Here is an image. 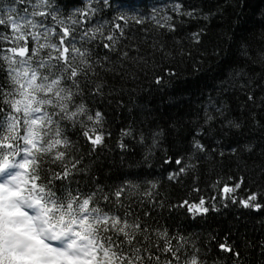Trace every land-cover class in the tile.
I'll return each instance as SVG.
<instances>
[{"label": "snow or ice", "instance_id": "obj_1", "mask_svg": "<svg viewBox=\"0 0 264 264\" xmlns=\"http://www.w3.org/2000/svg\"><path fill=\"white\" fill-rule=\"evenodd\" d=\"M139 5L140 0H0V26L4 29L0 31V264H245L244 249L254 247L264 258V239L255 245L245 240L241 248L235 240L229 242L231 230L220 240L209 233L204 251L198 246V236L179 230L170 234L167 228L154 227L145 219L149 210L143 211L142 218L131 207L132 197L140 189L138 182L124 179L109 185L83 164L79 141L69 133L82 136L89 153L103 147L105 135L110 133L103 130L104 114L94 105L123 93L125 84L157 67L158 58L173 57L163 39L149 43L147 37L129 35L132 25L150 20L162 37L176 32L184 22L181 16L202 15L207 20L212 15L197 9L182 11L179 3L170 12L157 6L145 12ZM205 33L203 27L190 35L199 43ZM175 42L179 44V40ZM221 43L218 54L226 56L235 44L243 63L236 60L225 66L221 83L226 86L218 91H229L227 85L238 86L246 102L259 107L253 85H264V45L253 47L246 39L228 33ZM179 54L183 55V49ZM168 75L175 72L169 69ZM162 80L154 77L157 85ZM260 100L264 102V96ZM227 110L226 99L215 109L217 115L205 110L203 124L191 141L192 150L175 158V164L181 166L168 174L170 181L197 171L198 153L208 152L197 138L205 125L209 132L215 131L212 123L218 120L224 134L242 128L243 121L229 118ZM251 115L259 125L255 113ZM121 135L131 132L122 130ZM163 136V128L151 132L144 162ZM144 140L142 133L140 142ZM119 146L127 147L122 142ZM254 150L255 145L249 143L230 152L240 157ZM218 154L225 155L223 151ZM172 161L166 154L165 163ZM240 163L238 160V168ZM51 165H57L59 171ZM243 166L248 167L247 161ZM260 170L264 173V166ZM82 174L91 180L90 184L85 181L86 191L77 179ZM228 180L233 181L231 185L222 179L212 185L223 207H228L229 200L237 203L236 193L244 177L229 176ZM146 183L150 189L157 187L155 181ZM150 189L143 192L148 203L162 207L163 202L154 201ZM257 197V192H251L238 203L259 211L264 205ZM170 207L186 208L193 216L219 211L215 196L207 206L201 196L198 202L184 199ZM211 241L217 242L222 257L201 259V254L207 257L211 251Z\"/></svg>", "mask_w": 264, "mask_h": 264}, {"label": "trees", "instance_id": "obj_2", "mask_svg": "<svg viewBox=\"0 0 264 264\" xmlns=\"http://www.w3.org/2000/svg\"><path fill=\"white\" fill-rule=\"evenodd\" d=\"M65 2L76 3L77 0ZM175 3L182 6V11L197 9L212 15L207 20L202 15L196 18L181 16L184 22L178 24L176 32L162 37L150 20L143 25H132L129 35L138 39L147 37L149 43L154 38H161L167 42L173 57L166 60L158 58V66L150 69L147 75L141 74L136 81L125 84L123 93L109 96L94 105L104 114L103 130L110 133V136L105 135L103 147L89 153V145L82 136L69 134L73 140L79 141L77 147L82 150L83 164L89 166L91 174L99 177L100 181L116 185L130 179L140 184V189L132 197L131 207L142 218L143 211L149 210L145 219L154 227L167 228L170 234L179 230L185 235L191 233L194 237L198 236V246L204 251H207L205 241L209 233L220 240L229 230L232 232L229 242L235 240L241 248L245 240L255 245L264 239V207L259 211L245 209L238 200L257 192V202L264 205V173L260 170V166H264V152L261 151L264 149V102L260 100L264 96V85H253L259 107L246 102V95L238 86L227 85L230 90L220 93L218 89L226 86L221 83L225 66L236 60L243 63V58L238 57L235 44L227 49L226 56L218 54L217 49L223 47L221 38L224 33L234 34L238 40L246 39L253 47L264 45V0H140L139 6L145 12L153 6L170 12ZM203 27H206V33L197 43L190 34ZM142 28L148 31H141ZM3 30L0 26V31ZM180 49H183V55L179 54ZM169 69L175 72L174 76L168 75ZM155 76L163 77L159 85L154 82ZM0 83H3L2 77ZM225 99L227 116L242 120V128L224 134L218 120L212 123L215 131L209 132L205 125L204 133L197 138L206 145L208 152L198 153L201 159L197 171L170 181L168 174L178 171L181 166L175 164V158L192 150L191 141L196 129L203 124L205 110L210 115H217L215 109ZM252 113H255L259 125L254 123ZM159 128L164 129V136L144 162L143 157L151 145V132ZM122 130L130 131L131 135L122 136ZM142 133L145 136L143 143L140 142ZM121 142L127 147L121 149ZM249 143L255 145L253 153H242L240 157L231 154V148ZM219 151L225 155L220 157ZM166 154L173 157L171 163H165ZM238 160L241 161L239 168ZM243 161H247V168L243 166ZM51 167L59 171L57 165ZM41 174L46 173L42 171ZM229 176H243L244 183L237 190V203L229 200L228 207H223L220 195L212 185L218 179L231 185L233 181L228 180ZM77 179L86 191L85 181L90 184V177L82 174ZM146 181L157 182V187L150 189ZM146 189L152 191L154 201L163 202L162 207H153L148 203V198L143 195ZM201 196L205 198L206 206L209 198L215 196L219 211L210 210L206 215L193 216L186 208L170 207L184 199L190 203L198 202ZM141 201L144 203L141 204ZM210 244L211 251L207 257L201 254V259L211 261L222 257L217 242L211 241ZM244 251L247 253L245 264H264L258 248ZM191 252L189 248L188 254L191 255Z\"/></svg>", "mask_w": 264, "mask_h": 264}]
</instances>
